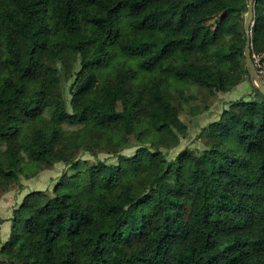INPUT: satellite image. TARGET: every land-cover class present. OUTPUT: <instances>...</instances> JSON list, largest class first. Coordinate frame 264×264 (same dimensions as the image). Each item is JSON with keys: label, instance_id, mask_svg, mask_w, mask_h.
Segmentation results:
<instances>
[{"label": "trees", "instance_id": "1", "mask_svg": "<svg viewBox=\"0 0 264 264\" xmlns=\"http://www.w3.org/2000/svg\"><path fill=\"white\" fill-rule=\"evenodd\" d=\"M247 1L0 0V187L67 167L14 210L0 264H264V94L231 102L198 153L161 151L187 131L172 90L249 77ZM253 12L264 55V0ZM129 146L117 165L76 157Z\"/></svg>", "mask_w": 264, "mask_h": 264}, {"label": "rangeland", "instance_id": "2", "mask_svg": "<svg viewBox=\"0 0 264 264\" xmlns=\"http://www.w3.org/2000/svg\"><path fill=\"white\" fill-rule=\"evenodd\" d=\"M217 16L218 15H215L206 19L205 23L210 24L211 27H213L214 19ZM171 51L175 57L179 56L177 50L171 49ZM262 66L263 68H259V71L264 73V64H262ZM73 69L74 71L79 69L77 63L74 65ZM47 71L57 82L56 68L53 66L48 68ZM123 77V71H118L113 78L114 85L109 87L110 92L115 90L116 85L123 80ZM72 81L73 78H67L64 83H59L68 111L70 110L69 100ZM260 82L264 86V80L260 79ZM252 88L249 77H245L244 80L232 90H227L221 82H219V85L216 88L212 89H202L187 84L183 87L181 97H179L180 91L172 90V94L177 103L179 118L187 126V131L183 136L179 137L176 146L168 150H161L162 153L165 154L166 159L173 160L185 149L193 154L203 150L205 146L204 141L201 138L202 130L204 131V128L208 124L217 121L220 118L222 111L227 109L231 102L238 99H244L247 101L255 98L256 93ZM102 91L100 84H97L96 92L99 96H101ZM135 150L136 148L129 146L118 155H112L105 150H95L92 155L86 152H81L78 153L76 157L89 162L100 160L107 164L117 165L121 163L119 159L120 156H130ZM66 168L67 167L63 163H55L53 166L43 168L37 173H29L27 177L19 175V178L15 183L10 184L6 188L0 187V243H4L9 239L11 230L13 229V212L23 202L24 198L33 192L50 194L54 184ZM15 228L18 229L19 225H15Z\"/></svg>", "mask_w": 264, "mask_h": 264}, {"label": "water", "instance_id": "3", "mask_svg": "<svg viewBox=\"0 0 264 264\" xmlns=\"http://www.w3.org/2000/svg\"><path fill=\"white\" fill-rule=\"evenodd\" d=\"M255 0H248L247 1V8H246V14L245 19L243 23V31L245 34V46H244V59H245V66L246 70L249 75V79L251 81V85L261 94H264V86L259 80V77L257 75V71L255 69V66L251 60V43H250V29L253 25L254 20V7Z\"/></svg>", "mask_w": 264, "mask_h": 264}, {"label": "built area", "instance_id": "4", "mask_svg": "<svg viewBox=\"0 0 264 264\" xmlns=\"http://www.w3.org/2000/svg\"><path fill=\"white\" fill-rule=\"evenodd\" d=\"M251 60L255 66V69L257 71V75L261 80H264V73L259 71V68L262 69L263 66L262 64H264V56H261L259 54H256L254 52L251 51ZM259 79V80H260Z\"/></svg>", "mask_w": 264, "mask_h": 264}]
</instances>
